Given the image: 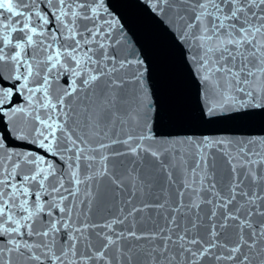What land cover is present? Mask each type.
Instances as JSON below:
<instances>
[{"label": "snow or ice", "instance_id": "1", "mask_svg": "<svg viewBox=\"0 0 264 264\" xmlns=\"http://www.w3.org/2000/svg\"><path fill=\"white\" fill-rule=\"evenodd\" d=\"M148 7L180 49L202 116L264 110V0ZM131 44L107 0H0V119L21 142L0 133V264H264V137H157L149 67L123 54ZM126 155L134 167L113 174L109 160ZM145 188L154 202L133 204ZM121 191L126 214L86 222L83 209ZM165 208L166 226L136 230L137 213ZM89 228L103 229L98 246Z\"/></svg>", "mask_w": 264, "mask_h": 264}, {"label": "water", "instance_id": "2", "mask_svg": "<svg viewBox=\"0 0 264 264\" xmlns=\"http://www.w3.org/2000/svg\"><path fill=\"white\" fill-rule=\"evenodd\" d=\"M107 3L110 10L119 17L121 23L125 26L126 35L132 41V44L125 48L123 54L127 55L129 51H139L149 67L152 99L157 103V116L152 123V129L157 137L162 140L186 138L201 140L207 137L234 141L264 137V110L241 109L221 113L210 118L201 115L196 84L183 63L180 49L170 32L148 7V0H107ZM60 83L63 84V79ZM5 127V121L0 119V133L4 134L5 143L10 147L19 145L21 142L13 139L9 132L5 131ZM121 138H123V133H121ZM145 143L149 142L146 141ZM116 147L119 148L120 146L117 145ZM176 147L180 148L181 152L190 151L187 145H176ZM24 149L42 153L41 149L32 144H25ZM49 159L54 158L49 157ZM134 159L130 155L110 159L108 162L109 170L113 174L122 175L126 167H134L130 163ZM146 159L151 160V157H146ZM187 159L189 166H191V158L187 157ZM224 168H226V165H224ZM173 179H177L174 170ZM215 179L219 181L220 175L218 174ZM105 182H107L106 177ZM179 186V181H177L176 187ZM216 187L220 189L221 183L217 182ZM109 188L112 190L115 186L109 185ZM153 191L155 195H161L155 189ZM127 195V192L121 191L119 192V199H113L109 202H94L90 211L83 209V211H87L86 222L89 224H103L107 220L120 216L121 213L118 211L120 207L124 208L126 214L131 206L124 204ZM166 195L169 205L175 206L177 200L176 189L169 186ZM202 195L204 194L202 193ZM80 198L82 196L78 197V200ZM163 198L161 196L162 200ZM183 200L185 204L189 202L187 192H185ZM143 202H154V196L149 194L147 188L144 189L143 194L137 192L136 196L132 198V203L135 205H140ZM208 209V205H201L200 215L204 218L205 223H207ZM161 214L168 215L167 208L161 210L148 209L144 213H137L136 230L138 232L153 231L156 225L166 226ZM150 217L151 219H149ZM81 219L84 218L81 217ZM179 219L180 216L177 215V220L179 221ZM77 223L79 224V221ZM129 226V222L126 221L124 225L117 224L116 228L119 230ZM101 231H103L101 228H89L88 230L94 246H98L100 240L93 235V232ZM63 235L62 232L60 236ZM141 243L144 242L141 241ZM202 264H214V262L205 258Z\"/></svg>", "mask_w": 264, "mask_h": 264}]
</instances>
